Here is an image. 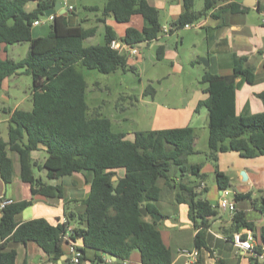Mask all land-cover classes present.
I'll use <instances>...</instances> for the list:
<instances>
[{"label":"trees","instance_id":"16d2710c","mask_svg":"<svg viewBox=\"0 0 264 264\" xmlns=\"http://www.w3.org/2000/svg\"><path fill=\"white\" fill-rule=\"evenodd\" d=\"M29 1L0 0V52L2 45L29 43L26 57L20 60L0 57V87L5 78L19 70L32 77V108L9 112L8 137H0L1 179L5 183L12 180L11 152L17 158L20 178L30 185L32 195L59 199L64 197L62 185L49 180L86 170L82 174L90 176V189L81 200L85 209L68 215V219L78 221L72 234V239L82 243L77 264H128L134 249L142 264H171L172 250L164 243L155 218L161 213L157 202L164 188L174 190L178 204L187 205L188 217L197 229L194 246L206 247L205 232L218 210L197 196L198 184L186 179L188 175L201 177L202 165L186 161L187 155L196 153L193 127L115 132L107 117L87 113L83 70H126L127 55L111 47V41L133 46L156 39L162 31L158 9L148 0H107L104 16L127 23L139 15L144 24L140 29L129 26L118 37L105 18H99L104 23V42L85 46L84 39L95 34V27L73 25L65 13L54 16L49 33L33 36L32 22L55 2L36 0L35 7L27 10ZM212 4L207 1L204 10ZM192 7L193 0H183V11L173 23L177 28L193 23L203 13L194 12ZM157 57H163L162 45L157 48ZM239 77L248 83L255 79L252 68L243 60L233 66L231 74L206 71L201 78L206 83L207 97L198 106L207 109L208 157L213 162H217L220 152L228 150L243 157L264 155V110L236 113ZM37 150L46 153L41 162L32 157ZM35 166L44 171V177L35 173ZM113 176L117 179L113 180ZM215 180L220 190L229 186V177L217 165ZM30 204L31 199L14 201L0 209V264H15L17 253L8 246L9 242L33 241L53 260L64 254L62 234L68 226L66 222L52 225L42 217L15 221L16 214ZM141 207L146 209V215L140 212ZM261 210L264 214V197ZM233 221L237 227L250 228L242 211L235 212ZM261 239L264 243V226ZM262 253L260 246L253 248L249 264H264Z\"/></svg>","mask_w":264,"mask_h":264},{"label":"crops","instance_id":"0c3cea01","mask_svg":"<svg viewBox=\"0 0 264 264\" xmlns=\"http://www.w3.org/2000/svg\"><path fill=\"white\" fill-rule=\"evenodd\" d=\"M200 1L203 7L199 10H194L193 0L192 10L196 13L203 12L194 22H197V28L200 29L198 33H201V35L203 34L206 43L204 54L207 58L208 65L204 64V66L208 68L207 71L211 73L228 75L232 73L233 66L240 60H243L245 66L252 68L255 79L252 83H248L243 78H237L235 92L236 113L242 115L246 113L262 112L264 110V0ZM207 1H213V4L207 10H204ZM32 2L33 4L31 5H28V3L26 4L25 8L27 10H31L35 7L36 0H32ZM149 2L158 9L159 21L162 26L161 33L154 40H158L160 35H167L172 31L175 32L178 28L173 23L183 11V0H150ZM133 17L129 21H134V26L131 27L140 29L144 24V20L139 15H137V18H134V20ZM112 20L114 23L111 24ZM105 22H108L116 33H119V37L123 36L125 29L129 27L127 25L124 28L119 26L118 22L109 15L106 16ZM190 24V27H192L193 23ZM37 26L34 27L36 28ZM39 32L41 33V31ZM6 50L7 45H2V50L0 52L1 58L7 57ZM7 79L8 77L2 81V84ZM206 97V93L201 96V98ZM3 99L7 101L6 96L3 97L0 95V102ZM196 105L197 101L193 102L192 99H186V106L189 107L188 110L179 112V114L172 119L174 120V125L162 128L191 126L193 124L194 113H196ZM2 108L3 112H1ZM15 108L18 107H16V105L15 107H11L8 104L6 108L0 104V125L3 121H8L9 112ZM7 136H2L0 134V137L4 138V140L7 139ZM197 140L198 138L195 135L194 148L196 152L198 151L196 148ZM42 151L44 150L33 151L32 157L40 161V153ZM217 163L218 169L229 177V186L221 190L217 186L219 195L217 203L214 206H216L218 214L210 219V226L205 232L206 247L197 248L194 246L193 238L197 229L193 227L190 220L188 222L183 220V214H188V207L186 204L181 203L177 206L172 199L169 201L162 200V204H160L163 211H161L162 214L173 219L175 218V210L177 209L179 214L178 219L181 223H185L182 228L186 231H190L170 237L166 231L162 232V230H160L164 243L171 248L173 253L171 264H184V258L177 254L178 248L198 249L199 254L194 264H218L220 262L224 264H249L252 251L242 250L232 243V235L237 231L241 232L244 236L246 233H250L252 235V245L254 248L260 246L263 250L260 258L264 257V243L261 239V229L264 226V214L261 210L262 198L264 197V155L243 157L237 151L228 150L218 154ZM242 170H244L247 175L245 181L241 180L240 172ZM188 176L190 177L191 175ZM64 177H69L67 178V187L59 182L60 178L49 180L51 184L58 183L62 185L64 193L63 198H48L39 194L32 195L30 185L23 182L20 178L19 165L15 156V158H13L12 182H19L21 198L15 199L12 195L13 189L11 186L5 183L0 177V199L10 198L13 202L31 199V204L25 207L20 214H16L17 217L15 216V221L17 223L42 217L52 225L66 222L68 226L74 228L78 225V221L76 218L72 217L68 219V215L71 214V212L80 214L84 211L85 206L82 204L81 200L84 199L89 192L90 176L85 177L82 173H73L72 175ZM186 179L190 180L188 177ZM234 184H236L235 186H237L238 190L232 192L229 187L234 186ZM223 190L229 191V198L235 203V210L233 212L225 211V213L228 212L227 217L219 213L220 209H218L217 205L223 195ZM241 195H246V197H237ZM207 200L209 201V199ZM67 202L73 203V207L69 205L66 209L65 205ZM236 211H242L244 213V218L250 224V228L236 226L233 221V216ZM174 237L185 241V243L172 247L171 238ZM77 244L82 246L80 241H77ZM8 246L16 250L17 255L15 264L72 263L66 243H64L63 246L64 254L58 260L51 259L50 256L33 241H29L25 244L9 242ZM107 260H109L108 257ZM127 262L128 264H142L137 249L132 251Z\"/></svg>","mask_w":264,"mask_h":264},{"label":"rangeland","instance_id":"374dc122","mask_svg":"<svg viewBox=\"0 0 264 264\" xmlns=\"http://www.w3.org/2000/svg\"><path fill=\"white\" fill-rule=\"evenodd\" d=\"M49 1H59L62 6H65L64 0ZM106 2L107 0H69L73 10L66 11L65 14L70 23L81 24L84 28L95 27V34L84 39L83 44L85 46L104 42V23L99 21V18H106L103 15V7ZM31 4H33L32 0L28 2V5ZM93 6H96L97 9H92ZM202 7L200 0H194V10H199ZM134 18H137V15L133 17V20ZM38 19L44 23L36 28L32 26L35 28L32 29V34L33 36L46 35L50 31L52 21L47 20L45 14H39ZM133 22L118 23V25L123 28L126 25L134 26ZM112 23H114L113 20ZM192 25L190 28H178L175 32L160 35L158 40L134 44L133 46L137 48L138 53L135 56H127L126 70L119 67L112 73H102L97 69H84L85 99L88 105V115L98 114L107 117L111 122L113 131L124 133L172 126L174 125L172 119L179 112L188 110L186 99H192L193 102L197 101L196 113H194L191 126L194 127L195 135L198 138L196 146L198 151L187 155L186 161L188 164L200 163L202 172L201 177L191 175L188 178H190L191 183L198 184L196 192L199 198L209 199L213 205H216L219 191L215 181V169L218 163L213 162L208 157L207 109L204 106H198V103L205 99L201 96L205 95L206 83L202 82L201 78L208 68L204 66L200 58L207 59L204 54L206 43L203 34L198 33L200 29L197 28V22H193ZM116 34L119 37V33ZM160 45L163 46V57L158 59L157 48ZM28 48V42L8 44L7 57L20 60L26 57ZM31 93V75L19 70L17 74L9 76L0 87V95L7 97V101L3 99L0 104L6 108L9 104L11 107L16 105L18 108L29 110L32 108ZM1 112H3V108ZM0 126V134L7 136L8 121H3ZM45 154L44 151L40 153L39 162L44 159ZM10 155L15 158V154L10 152ZM34 171L38 176L44 177V172L39 170L37 166L34 167ZM177 173L179 174V172ZM67 178L69 177H62L59 180L65 187H67ZM8 184L13 189L14 198H21L19 182L14 183L11 180ZM235 185L229 187L232 192L238 190ZM171 199L177 206L180 205L174 200V190L164 188L162 199L157 202L160 212L162 211L160 206L162 200L169 201ZM69 205L73 207L74 204L67 202L66 209ZM175 211L174 219L169 216H162L163 211L158 213L160 215L157 220L158 228L162 232L166 231L170 237L182 232H190L182 228L185 223L180 222L178 210ZM219 213L222 216H228V212L225 213L223 210H220ZM183 220L185 222L190 220L188 214H183ZM171 239L172 247L185 243V241L175 237Z\"/></svg>","mask_w":264,"mask_h":264},{"label":"built area","instance_id":"2783aa9c","mask_svg":"<svg viewBox=\"0 0 264 264\" xmlns=\"http://www.w3.org/2000/svg\"><path fill=\"white\" fill-rule=\"evenodd\" d=\"M65 1V6H61V8H64L65 11H72L73 6L69 3L68 0ZM59 14L58 11L54 12L53 14H50L47 16V20L52 21L54 19V16ZM44 23V21H41L40 19H35L32 22V26H37ZM191 24H185L184 27H190ZM111 47L114 49H117L121 53H125L127 56H135L138 53V50L136 47L128 45L127 43L120 41V40H112L111 41ZM13 200L10 198H3L0 199V209L3 208L5 205L12 203ZM218 209L223 211H229L233 212L235 210V203L233 200L229 198V191L223 190V195L220 198L218 202ZM73 234V227L67 226L65 232L62 234L63 242L68 245V252L70 255V260L73 264H77L81 252L79 250L80 245L77 244V241L72 239ZM252 235L250 233H246L244 236L241 232L237 231L234 232L232 235V243L242 249V250H248L252 251L254 246L252 245ZM178 256L184 258V264H194L197 261L198 257V249H188V248H178L177 250Z\"/></svg>","mask_w":264,"mask_h":264},{"label":"water","instance_id":"95a60500","mask_svg":"<svg viewBox=\"0 0 264 264\" xmlns=\"http://www.w3.org/2000/svg\"><path fill=\"white\" fill-rule=\"evenodd\" d=\"M245 5H250V4H245ZM61 6H62V5H61V2L56 1L55 4H54V6H53L52 8H48V9H46V10L44 11V14H45L46 16H48V15H50V14H53V13L56 12V11H58L59 14H64L66 11H65L64 8H61ZM251 6H252V5H251ZM200 61H202L203 64L208 65V61H207V59L201 57V58H200ZM82 173H86V170L83 169V170H82ZM240 175H241V180L245 181V180L247 179V175H246V172H245L244 170H242V171L240 172ZM112 179H113V180H116V179H117V176H113ZM140 212H141L143 215H146V214H147V213H146V209H145L144 207H141V208H140ZM155 218H156V220H158V219L160 218V215H159V214H156V215H155ZM111 259H112V260H115L116 257H115V256H111Z\"/></svg>","mask_w":264,"mask_h":264}]
</instances>
